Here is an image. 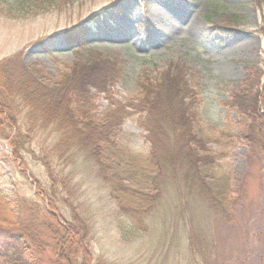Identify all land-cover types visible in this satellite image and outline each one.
<instances>
[{
  "label": "rangeland",
  "instance_id": "rangeland-1",
  "mask_svg": "<svg viewBox=\"0 0 264 264\" xmlns=\"http://www.w3.org/2000/svg\"><path fill=\"white\" fill-rule=\"evenodd\" d=\"M23 1L28 5L22 8ZM67 30L81 37L67 43ZM16 53H21L18 61L13 59ZM100 54L123 66L122 78L109 87L117 102L138 95L141 71L184 66L187 83L201 99V123L216 140L209 146L217 155L218 206H208L198 196L190 207L205 256L192 255L189 223L177 219L175 210H156L147 232L129 238L127 231L138 230L121 215L98 167L81 154L56 155V136L36 125L25 150L19 151L21 160L0 134V150L10 157L8 162L0 152V193L15 200V214L42 239L32 249L36 263L56 264L51 236L40 226L45 216L35 190L41 189L62 220L71 224L74 209L87 225L90 264H264V152L255 140L242 137L252 134L250 122L231 105L232 93L258 73L262 77L252 91L258 85L264 96V0H0V85L14 69L19 72L13 79L28 73L45 84L67 67ZM94 106L99 117L107 107L103 95ZM259 106L257 112L264 117V99ZM14 109L17 127L25 133L32 115L16 105ZM145 134L132 121H125L120 131L124 143L140 154L149 150ZM176 188L167 190L158 206L169 207L165 204L170 202L171 209L177 208ZM6 202L0 218L8 222ZM188 205L186 200L182 213H189ZM34 206L40 215L31 210Z\"/></svg>",
  "mask_w": 264,
  "mask_h": 264
},
{
  "label": "trees",
  "instance_id": "trees-1",
  "mask_svg": "<svg viewBox=\"0 0 264 264\" xmlns=\"http://www.w3.org/2000/svg\"><path fill=\"white\" fill-rule=\"evenodd\" d=\"M19 5L23 8L28 3L23 1ZM80 37L81 33L74 30L63 34L67 43H74ZM101 55L93 56L88 63L67 67L45 84L35 80L33 75L28 76V73L20 80L13 79L15 72L19 71L11 70L6 75L8 80L0 85L4 90L0 91L2 139L21 160L19 151L25 150L24 145L30 141L29 135L34 133L33 130L37 126L50 128V134L56 136L53 146L56 155L81 154L98 167L99 177L121 215L129 218L138 230L127 231L129 238L147 232V222L156 210H175L177 219L189 223L188 243L192 255L201 254L204 257L190 207L192 200L198 199V196L204 199L202 201L206 205L218 206L219 195L214 192V185L219 172L216 170L217 155L209 146L216 140L201 123L198 93L187 83L184 66L177 64L167 66L162 72L141 71L137 77L138 95L117 102L109 87L122 78L123 66L116 58ZM20 57L21 53H16L13 59L18 61ZM17 68L22 69L19 65ZM261 77L258 73L254 80H247L239 86L232 93L231 105L239 109V114H245L250 122L252 134L242 137L255 140L257 149L263 153L264 117L257 112L264 99L258 89ZM10 81L17 83L16 86ZM256 83L257 91L253 92ZM100 95L107 101V107L98 117L93 112L95 99ZM14 105L22 108L25 114L32 115L33 120L29 116L26 121L28 129L25 133L17 127L19 121L15 119ZM125 121H132L146 133L145 139L149 144L147 154L135 153L124 143L120 131ZM32 124H35L33 129ZM9 129L11 133H8ZM0 152L9 162L8 151ZM42 160L54 182L49 163L46 158ZM172 187H177L173 190L177 208L171 209L170 202L165 204L169 207L158 206L166 191ZM35 191L37 199L43 202L41 213L45 221L40 226L51 236L55 263L90 264L92 252L87 245V225L78 218L74 209H71L73 222H65L53 208V202L44 199L46 192L41 189ZM189 191L190 194H186ZM186 200L189 202V213L184 214L182 209ZM4 202L10 210L7 213L8 222L0 218V264H37L32 249L35 244L42 243V239L33 233L37 230L21 219L19 212L15 214V200L0 193L1 211L4 210ZM35 208L31 210L40 215V210ZM225 210L218 212L222 214ZM200 235L206 238L205 234Z\"/></svg>",
  "mask_w": 264,
  "mask_h": 264
}]
</instances>
